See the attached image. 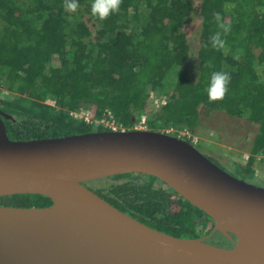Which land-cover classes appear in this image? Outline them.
Wrapping results in <instances>:
<instances>
[{"label":"trees","instance_id":"16d2710c","mask_svg":"<svg viewBox=\"0 0 264 264\" xmlns=\"http://www.w3.org/2000/svg\"><path fill=\"white\" fill-rule=\"evenodd\" d=\"M93 2L78 0L77 11L68 12L65 0H0V116L9 138L110 130L70 114L81 110L93 119L110 111L125 130L145 114L146 129L158 131H195L202 113L219 112L257 127L247 161L232 162L238 172L254 174V154L264 150V0L199 1L195 81L173 71L189 57L192 0H121L119 11L103 21L92 15ZM217 14L231 25L222 34L224 49L210 43L221 31ZM214 71L231 77L219 101L207 94ZM151 92L166 103L150 108ZM52 96L53 105L46 102ZM83 184L120 211L177 237L205 236L213 227L210 217L152 175L118 174ZM49 204L39 194L0 196V205ZM207 242L229 241L215 232Z\"/></svg>","mask_w":264,"mask_h":264},{"label":"water","instance_id":"95a60500","mask_svg":"<svg viewBox=\"0 0 264 264\" xmlns=\"http://www.w3.org/2000/svg\"><path fill=\"white\" fill-rule=\"evenodd\" d=\"M126 173L166 183L210 217L211 231L195 238L159 231L83 184ZM14 194L51 204L0 205V264H264V186L163 131L12 140L0 116V196ZM215 232L234 245L208 243Z\"/></svg>","mask_w":264,"mask_h":264},{"label":"rangeland","instance_id":"374dc122","mask_svg":"<svg viewBox=\"0 0 264 264\" xmlns=\"http://www.w3.org/2000/svg\"><path fill=\"white\" fill-rule=\"evenodd\" d=\"M199 1L200 0H192L194 8L191 14V27L187 34L190 48L189 57L182 66H176L173 69L174 72L184 74L193 81L197 79L198 75L197 48L202 26V19L198 9ZM130 13H132V11H130ZM46 102L53 105L54 97H49ZM149 107L155 108L150 100ZM256 130L257 127L246 120L232 119L226 114L213 112L211 114L202 113L200 123L196 130L189 131L198 138L195 144L197 149L222 169L250 183L264 186V162H254L256 165L254 166V174L252 175L238 172L232 163L235 161V156L231 153L232 147L240 148L242 150L241 153L246 152L247 157L239 159L244 162L247 161L250 153L249 148L251 147V140ZM216 237L220 236L216 235ZM220 240H222L223 243L225 242L223 239Z\"/></svg>","mask_w":264,"mask_h":264},{"label":"clouds","instance_id":"9594fccd","mask_svg":"<svg viewBox=\"0 0 264 264\" xmlns=\"http://www.w3.org/2000/svg\"><path fill=\"white\" fill-rule=\"evenodd\" d=\"M120 4L121 0H94L91 6V13L93 16L103 21L111 14L118 12ZM64 6L66 11L76 12L79 6L78 0H65ZM68 19L70 20L71 17H68ZM215 20L217 22L218 28L221 31H217L210 38V43L214 48L224 49L226 48V43L222 39V34L226 35L227 33H229L231 30V25L223 23L219 14L216 15ZM236 58L238 59L239 57L237 56ZM230 80L231 77L227 72H212L207 85V94L209 101L222 100L228 91Z\"/></svg>","mask_w":264,"mask_h":264},{"label":"built area","instance_id":"2783aa9c","mask_svg":"<svg viewBox=\"0 0 264 264\" xmlns=\"http://www.w3.org/2000/svg\"><path fill=\"white\" fill-rule=\"evenodd\" d=\"M149 100L153 103L155 108H158L159 106L166 103V97L162 96H156L154 93L151 92ZM73 117L83 116L84 120L88 123L93 124L94 126H104L105 128H108L113 131L117 130H125L124 126L122 124H119L114 119L113 115L110 113V111H107L105 115H103L101 118H91L88 114L81 111H74L70 113ZM134 128H146V115L143 114L139 117L138 121L134 124ZM165 133H174L176 136L183 138L185 140L191 141V143L196 144L198 141V138L191 133L186 128L181 129H175L173 127L166 128L165 130H162ZM254 162H264V150L254 154Z\"/></svg>","mask_w":264,"mask_h":264},{"label":"crops","instance_id":"0c3cea01","mask_svg":"<svg viewBox=\"0 0 264 264\" xmlns=\"http://www.w3.org/2000/svg\"><path fill=\"white\" fill-rule=\"evenodd\" d=\"M230 148V147H229ZM241 149L239 148H236V147H232L231 148V153L233 154V156H235V162H237V163H242V164H244L245 162L242 160H240L239 158H243V157H247V153L246 152H243V153H241ZM256 164H254L253 165V169H254V166H255Z\"/></svg>","mask_w":264,"mask_h":264},{"label":"flooded vegetation","instance_id":"af4514ba","mask_svg":"<svg viewBox=\"0 0 264 264\" xmlns=\"http://www.w3.org/2000/svg\"><path fill=\"white\" fill-rule=\"evenodd\" d=\"M229 242L225 243V245H223L224 247H232L234 245V242L228 240Z\"/></svg>","mask_w":264,"mask_h":264}]
</instances>
